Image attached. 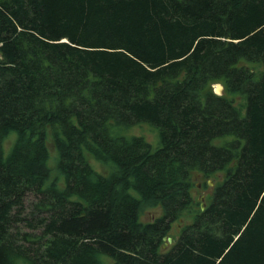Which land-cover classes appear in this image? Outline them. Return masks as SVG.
I'll return each instance as SVG.
<instances>
[{
  "label": "trees",
  "instance_id": "16d2710c",
  "mask_svg": "<svg viewBox=\"0 0 264 264\" xmlns=\"http://www.w3.org/2000/svg\"><path fill=\"white\" fill-rule=\"evenodd\" d=\"M99 255L264 264V0H0V264Z\"/></svg>",
  "mask_w": 264,
  "mask_h": 264
},
{
  "label": "rangeland",
  "instance_id": "374dc122",
  "mask_svg": "<svg viewBox=\"0 0 264 264\" xmlns=\"http://www.w3.org/2000/svg\"><path fill=\"white\" fill-rule=\"evenodd\" d=\"M215 83H219V82H215ZM213 84H212V87H213ZM222 93H224V87L222 88ZM127 133L144 136L154 147L158 144L159 139H158L157 129H155L154 127H152L148 123H143V122L138 123L137 125L130 127L127 130ZM51 143L52 142L49 140L48 141V147L50 150L49 165L52 168V173L56 174V172L54 170V163H55L54 161H55V157H56V150L54 149V147ZM89 161H90L91 165L95 169H97L98 171L107 172V168L105 166L101 165V163L96 161L94 158H89ZM222 175H223L222 173H218V174H216V176H212V177H209L207 179H203V178H199V176L198 177L195 176V183L197 186L195 188H193V195L200 202V205L204 204V206H205V205H208L210 203L214 187L221 183ZM203 181L204 182L207 181V184L203 183ZM131 192L134 195L138 196V194L135 191L131 190ZM162 212H163V210H162L161 206H155L152 208H147L144 210V212H142V214L140 216V220L143 222L153 220L155 217L160 216L162 214ZM192 219H193V217L190 216L189 218H186L185 220L182 219L181 222L172 223L170 235L173 237H177L179 234V228L181 227L180 223H183L186 221L191 222ZM168 237H170V236H168ZM169 244H170V242H167L166 245L168 246ZM99 257L104 264H113V259L110 258L109 256L99 255Z\"/></svg>",
  "mask_w": 264,
  "mask_h": 264
},
{
  "label": "water",
  "instance_id": "95a60500",
  "mask_svg": "<svg viewBox=\"0 0 264 264\" xmlns=\"http://www.w3.org/2000/svg\"><path fill=\"white\" fill-rule=\"evenodd\" d=\"M222 84L221 83H214L213 84V90L216 94L221 95L222 94ZM204 208V204H201V209ZM168 242H171V237L166 238Z\"/></svg>",
  "mask_w": 264,
  "mask_h": 264
}]
</instances>
